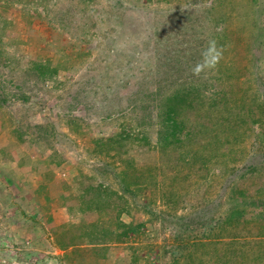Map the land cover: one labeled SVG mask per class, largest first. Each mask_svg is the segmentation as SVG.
I'll return each instance as SVG.
<instances>
[{
  "label": "rangeland",
  "instance_id": "rangeland-1",
  "mask_svg": "<svg viewBox=\"0 0 264 264\" xmlns=\"http://www.w3.org/2000/svg\"><path fill=\"white\" fill-rule=\"evenodd\" d=\"M255 25L264 0H0V264H264ZM184 85L209 128L163 144Z\"/></svg>",
  "mask_w": 264,
  "mask_h": 264
},
{
  "label": "trees",
  "instance_id": "trees-1",
  "mask_svg": "<svg viewBox=\"0 0 264 264\" xmlns=\"http://www.w3.org/2000/svg\"><path fill=\"white\" fill-rule=\"evenodd\" d=\"M229 17V15H227ZM236 19L237 15L235 14ZM241 18V17H240ZM228 19V18H227ZM256 21V18L250 17V19H245L244 21L249 20ZM258 25L259 22H258ZM258 25H255L256 32L254 33L253 39L254 41H260L262 42L264 46V29L258 28ZM258 28V29H257ZM245 34V33H244ZM246 36V34H245ZM227 36L225 37V39ZM224 48L227 47V44L225 42L219 43ZM237 47V46H236ZM38 61L33 62L34 64L33 69H35L41 76L43 77H51L52 75L56 74L57 68L50 67L49 64L42 65L38 63ZM198 87V86H197ZM194 85H184V87L178 89L175 94L171 98H166L165 100V111H166V118L164 120L165 128L163 132H161V141L163 144H169L173 141L181 140L183 137H185V140H189L190 137L195 136L196 130L200 132L203 128L208 129L209 128V121L203 120L202 123H196L194 126L192 125V129H190L187 126L186 118H183L186 114L190 113L192 110L193 112L198 111V103L203 100V95L201 89L204 88V86H201L200 88H197ZM201 112V111H199ZM116 140L121 141L122 137L121 135H118ZM255 192L259 193L258 197H261L264 195L263 189H256ZM249 195L243 194L244 202L240 205H237L234 207V209L231 211V214L229 216V219L236 220L242 219L244 216L247 215L246 208L249 206H256V202L252 201L249 202L250 197ZM248 199V200H247ZM264 202V201H263Z\"/></svg>",
  "mask_w": 264,
  "mask_h": 264
},
{
  "label": "clouds",
  "instance_id": "clouds-1",
  "mask_svg": "<svg viewBox=\"0 0 264 264\" xmlns=\"http://www.w3.org/2000/svg\"><path fill=\"white\" fill-rule=\"evenodd\" d=\"M224 51L225 48L216 39H209L201 51L200 60L191 68L192 75L200 78L214 73L224 59Z\"/></svg>",
  "mask_w": 264,
  "mask_h": 264
}]
</instances>
